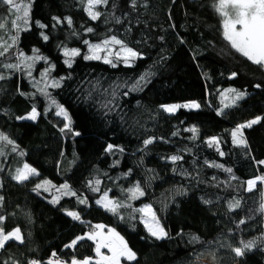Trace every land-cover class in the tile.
Listing matches in <instances>:
<instances>
[{
    "label": "trees",
    "instance_id": "obj_1",
    "mask_svg": "<svg viewBox=\"0 0 264 264\" xmlns=\"http://www.w3.org/2000/svg\"><path fill=\"white\" fill-rule=\"evenodd\" d=\"M30 2L29 23L18 34L10 23L15 16L0 4L7 25L0 37L11 44L18 35L0 57V134L12 141L0 140V226L5 232L19 228L22 237L0 249V264H47L54 252L63 264L95 258L92 240L65 246L98 224L115 229L136 253L121 264H264V189L258 182L247 191L246 183L264 175L257 163L264 161V69L223 39L213 0H135L134 7L132 0H109L97 7L102 16L95 21L81 0ZM111 36L139 56L129 64L117 57L112 63L84 59L85 40L96 44ZM65 48L80 51L68 58L71 66ZM33 49L43 59L28 68L18 55L33 56ZM9 63L20 68L3 67ZM228 89L246 94L225 107L235 95ZM185 102L199 107L172 113L161 107ZM57 105L68 113L71 130ZM33 108L35 121L21 119ZM256 117L259 123L241 129L246 146L234 144L232 131ZM25 164L36 174L13 180ZM64 184L75 195L66 194ZM137 184L144 195L130 199L127 189ZM105 193L126 206L116 214L105 210L96 203ZM234 200L240 206L229 210ZM143 205L151 207L166 238L150 236L136 211ZM246 241L255 244L237 257L233 248Z\"/></svg>",
    "mask_w": 264,
    "mask_h": 264
},
{
    "label": "snow or ice",
    "instance_id": "obj_2",
    "mask_svg": "<svg viewBox=\"0 0 264 264\" xmlns=\"http://www.w3.org/2000/svg\"><path fill=\"white\" fill-rule=\"evenodd\" d=\"M109 0H81V4L84 5V11L90 17L91 20L95 21L102 16V13L97 9L100 5H106ZM0 4L6 5L8 7L9 12L15 16V19L10 21L11 27L16 30L18 34L21 31L20 25H28L29 17H30V8L31 2L21 3L18 0H0ZM132 6H135V0H132ZM212 7L214 8L215 12L220 17V26L222 28V36L223 39L228 43L231 49H233L236 53H239L242 57L246 58L252 64L260 66L261 69H264V0H213ZM53 20L56 21L57 24L61 23L62 21L56 17H53ZM68 25H72V20L70 18H65ZM119 23V19L116 21ZM39 24V22H37ZM40 28H44L45 25L39 24ZM7 25L6 23L0 22V31H6ZM24 30H27L26 28ZM87 32L91 33L94 30L92 28H87ZM44 40L48 39L47 35H43ZM18 39V35L11 36L12 43L9 44L7 41H4L2 37H0V57L4 56L5 53L8 52L9 48H11ZM86 45H88L89 54L84 56L85 60H99L102 57L99 55L101 51H105L110 53L111 50L109 45H119L120 50L115 53L118 59L122 58L125 64H129L131 60L137 58L139 53L134 51L133 49L127 47L123 41L118 39L116 36H111L109 38H105L99 44H89L87 40L84 41ZM38 49H33V56L25 57L24 54L21 52L18 55V59L23 62V60L35 61L43 59V57L36 55ZM64 55L66 57H76L80 55L79 49H64ZM104 63H112V61L108 58V55L103 57ZM66 64L71 66V60H65ZM28 68H31L32 65H26ZM3 67L8 69H19L20 64H6ZM115 67V64H113ZM233 76L236 73L232 74ZM42 76H46V73H42ZM5 77L0 76V79H4ZM145 77H141V80H144ZM139 84V81L137 82ZM53 87H58L59 82H53ZM259 87V85H256ZM228 92L235 93L232 97L233 101L242 99L246 93L237 91L235 89H228ZM228 105H225L227 107ZM165 112L172 113L176 111L178 108H198L199 104L196 102H191L187 104H176V105H162L161 106ZM57 115H63L66 121L69 123H65L64 128L70 129V118L68 113L64 110L63 107L57 105ZM36 110L33 108L32 112L26 117L27 119L34 120L36 119ZM25 117H21L24 119ZM261 121V117H256L245 124L238 125L236 129H234L231 133L233 138L234 144L244 145L246 146V142L243 140V134L241 129L243 128H250L253 125L259 123ZM64 131V129H61ZM191 131L193 132V138L195 137V133L197 132L196 128H192ZM79 135V133H75ZM175 135V133H174ZM0 140L7 141V143L11 144L12 141L8 140L6 136L0 134ZM212 142H215V138H212ZM152 143L151 139L145 140L144 144L148 145ZM113 148L112 145H108L106 151H111ZM223 155V153H221ZM171 159L173 162L181 159L179 156H172ZM257 163L264 165V161H258ZM212 167L221 168L222 165L213 164L210 165ZM225 171L231 173L232 169H225ZM31 174H35V169L29 167L27 164L24 165L23 169H17L16 173L12 176L13 180L17 182H23L29 179ZM235 179V177H232ZM258 182L264 184V175L256 176L254 179H249L246 181L248 188L247 191H253L256 187ZM48 181H45L44 184H48ZM98 185L100 183L99 180L95 181ZM41 185H37L36 188L39 189ZM61 188L65 190L66 194L75 195V193L70 192L69 185L64 184L61 185ZM98 188H92V191H98ZM130 195V199H135L138 196H143L144 192L141 190L139 184L135 185L131 189H127ZM262 199H264V191L261 192ZM2 200V197H0ZM56 198H54V202ZM85 200H79L80 204H84ZM96 203L101 207L105 208L107 211H111L113 214L117 213V209L121 207H125L122 202L119 201H112L108 199L107 193H105L100 200H97ZM208 203V201H205ZM240 206L239 200H234L229 202V210L234 208H238ZM261 210L264 211V203L260 206ZM141 213H145L148 219H144L143 223L145 228L147 229L148 233L151 237H154L156 240L164 239L168 236V233L164 230V228L160 225L159 220L156 218L155 213L152 211L149 205H145L141 209H137ZM67 215L71 216L73 220H79L80 216L75 211L67 212ZM4 220L3 216H0V222ZM240 223H244L243 220ZM104 228L103 225H95L92 232L86 234L85 236L76 237L70 244L66 245L67 248H72L77 245L78 241L84 240L87 238L88 240H93L95 242V254L96 259L93 262L92 257H85L83 260H78L73 257L70 261V264H121V258H124L128 261H134L136 259V253L133 252L124 241L123 237L119 235L115 231V229L109 228L107 233H104L102 230ZM197 237H192V242L197 241ZM20 241L22 242V237L20 234V229H14L10 232H5L3 227L0 226V249L6 246V243L9 241ZM255 244V241H246L242 242V247L233 248V251L237 257L242 256L244 252ZM101 249H107L110 255L104 254ZM56 253H52L53 257H56ZM29 264H40L39 261H30ZM47 264H63L58 258L53 260L49 259Z\"/></svg>",
    "mask_w": 264,
    "mask_h": 264
},
{
    "label": "rangeland",
    "instance_id": "obj_3",
    "mask_svg": "<svg viewBox=\"0 0 264 264\" xmlns=\"http://www.w3.org/2000/svg\"><path fill=\"white\" fill-rule=\"evenodd\" d=\"M0 22H3L2 20H1V18H0ZM222 30V29H221ZM99 43H101V42H99ZM99 43H96V44H99ZM109 48H110V50H111V52L110 53H108V52H105V51H101L100 53H99V55L102 57L101 58V60H103V57L105 56V55H108V58L112 61V59H114V58H116L117 56L115 55V53L116 52H118L119 50H120V46L119 45H109ZM63 53H64V51H63ZM68 58L69 57H66V58H64V59H66V60H68ZM120 59H122V58H120ZM104 61V60H103ZM23 62H24V64H26V65H28L29 63H31L32 61H28V60H23ZM28 71L27 72H29V71H31V69H27ZM47 83V81L45 82V84ZM238 100H235V101H233V99H228V100H224V105H228V106H230V105H233V104H236V102H237ZM187 103H191V102H185V103H182V104H187ZM177 103H171V104H166V105H176ZM185 109H194V108H185ZM177 110V109H176ZM32 112V110L29 112V113H27V115H25L24 117H25V119H27L26 117L30 114ZM175 112V111H174ZM37 113V112H36ZM62 117H63V115H61ZM36 117H37V115H36ZM28 120H31V119H28ZM34 121H35V119H34ZM23 167H24V165L22 166V167H19V169H23ZM35 174H36V171H35ZM50 184H52L51 182H50ZM263 185V189H264V184H262ZM247 188H248V185H247ZM264 191V190H263ZM104 195V194H103ZM102 195V196H103ZM102 196H100V198L102 197ZM108 196V195H107ZM100 198L98 199V200H100ZM108 199H110V200H112V201H114L112 198H110L109 196H108ZM115 202V201H114ZM263 203H264V199H263ZM145 205H143L141 208H143ZM140 208V209H141ZM153 211V210H152ZM142 215V220H144V219H148L149 217H147L146 216V214L145 213H142L141 214ZM263 220H264V211H263V218H262ZM99 225H101V224H99ZM263 226H264V222H263ZM264 230V229H263ZM93 231V230H92ZM92 231H86L85 232V234H83V236H85L86 237V234H88V233H90V232H92ZM98 231H103L104 233H107V230H98ZM124 239V238H123ZM93 241V240H92ZM125 241V240H124ZM262 241H264V232H263V240ZM94 242V241H93ZM95 243V242H94ZM101 251L104 253V254H106V255H110L111 253H109L108 252V250L107 249H101ZM97 257H95V258H93V262H94V260L96 259ZM121 260H122V258H121Z\"/></svg>",
    "mask_w": 264,
    "mask_h": 264
},
{
    "label": "crops",
    "instance_id": "obj_4",
    "mask_svg": "<svg viewBox=\"0 0 264 264\" xmlns=\"http://www.w3.org/2000/svg\"><path fill=\"white\" fill-rule=\"evenodd\" d=\"M102 230H108V228H105V227H104Z\"/></svg>",
    "mask_w": 264,
    "mask_h": 264
},
{
    "label": "built area",
    "instance_id": "obj_5",
    "mask_svg": "<svg viewBox=\"0 0 264 264\" xmlns=\"http://www.w3.org/2000/svg\"><path fill=\"white\" fill-rule=\"evenodd\" d=\"M52 258L56 259L55 257H52Z\"/></svg>",
    "mask_w": 264,
    "mask_h": 264
}]
</instances>
